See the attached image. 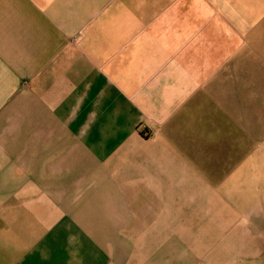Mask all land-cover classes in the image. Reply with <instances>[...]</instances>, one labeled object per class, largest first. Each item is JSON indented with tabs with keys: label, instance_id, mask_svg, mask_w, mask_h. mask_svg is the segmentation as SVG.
<instances>
[{
	"label": "crops",
	"instance_id": "crops-1",
	"mask_svg": "<svg viewBox=\"0 0 264 264\" xmlns=\"http://www.w3.org/2000/svg\"><path fill=\"white\" fill-rule=\"evenodd\" d=\"M228 185H264V0H0V264H204L128 236ZM254 205L206 264H264Z\"/></svg>",
	"mask_w": 264,
	"mask_h": 264
},
{
	"label": "rangeland",
	"instance_id": "rangeland-1",
	"mask_svg": "<svg viewBox=\"0 0 264 264\" xmlns=\"http://www.w3.org/2000/svg\"><path fill=\"white\" fill-rule=\"evenodd\" d=\"M208 194L206 202L197 203L189 209L184 208V203H176L170 211L167 204H162V211L159 218L156 219L158 223L155 226L161 229L168 227L169 220L166 217L170 215L172 217L171 223L175 225V234L128 236L130 243L133 242L135 246L138 243L149 244L153 242L157 245L160 244V252L152 251L150 254L159 253L161 259L166 258V250L163 248L168 239L174 241L171 245L174 247L170 254L172 259H199L204 264L227 259V256L233 252L232 248L239 243V235H242L239 230L243 231V227L248 225L250 207L256 204L254 205L255 211L262 212L261 205L264 204L253 203L252 200H259L260 196H264V185L215 187L209 188ZM212 196L217 198H209ZM141 206H143L141 216L140 209L137 208L136 216H140V218L135 219L136 224L133 225L137 228L150 226L149 222L153 221L150 218L156 212L152 203H141ZM239 217L241 218L239 219ZM146 222L148 223L146 224ZM235 237H238V241L234 239ZM236 241L237 243L233 244ZM141 253L147 257L148 251ZM130 254H132L130 260L143 255L138 250H131ZM153 257L155 258V256ZM260 262H264V258Z\"/></svg>",
	"mask_w": 264,
	"mask_h": 264
}]
</instances>
